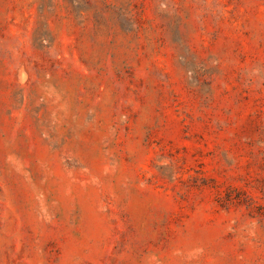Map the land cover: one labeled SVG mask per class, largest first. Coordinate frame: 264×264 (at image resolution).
<instances>
[{
	"label": "rangeland",
	"instance_id": "obj_1",
	"mask_svg": "<svg viewBox=\"0 0 264 264\" xmlns=\"http://www.w3.org/2000/svg\"><path fill=\"white\" fill-rule=\"evenodd\" d=\"M0 264H264V0H0Z\"/></svg>",
	"mask_w": 264,
	"mask_h": 264
}]
</instances>
